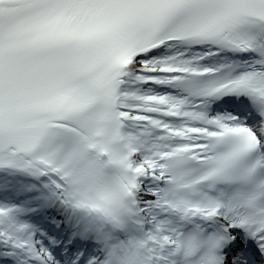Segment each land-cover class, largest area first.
I'll list each match as a JSON object with an SVG mask.
<instances>
[{
	"label": "snow or ice",
	"instance_id": "6c2138e0",
	"mask_svg": "<svg viewBox=\"0 0 264 264\" xmlns=\"http://www.w3.org/2000/svg\"><path fill=\"white\" fill-rule=\"evenodd\" d=\"M0 264H264V0H0Z\"/></svg>",
	"mask_w": 264,
	"mask_h": 264
}]
</instances>
